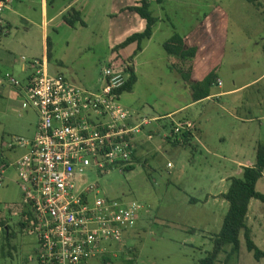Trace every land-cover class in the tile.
Listing matches in <instances>:
<instances>
[{
    "label": "rangeland",
    "instance_id": "rangeland-1",
    "mask_svg": "<svg viewBox=\"0 0 264 264\" xmlns=\"http://www.w3.org/2000/svg\"><path fill=\"white\" fill-rule=\"evenodd\" d=\"M51 1L52 10H66L50 28L49 37L54 61L64 62L61 71L67 80L84 90L99 92L103 70L133 57L138 81L132 92L122 95L120 103L134 117L164 116L147 128L155 131L154 140H148L147 131L138 135L134 170L114 168L91 179L98 182L104 196L144 207L133 236L112 250V261L107 264H127L133 256L126 248L134 247L139 252L134 264H197L212 250V238L221 230L228 210L222 196L231 179L242 177L245 167L255 165L257 145L264 140V0H150L151 11L160 21L152 39L137 55V44L114 50L130 35L144 31L145 20L125 10L138 5L139 0H79L76 8L85 6L87 28L77 31L65 21L74 13L69 0ZM216 7L228 15L229 24L219 70L222 84L215 85L212 95L242 89L194 103L189 85L172 69L176 59L173 61L163 44L175 32L189 33ZM34 16L40 20V13ZM23 30L21 23L15 25L8 37L12 42L22 41L28 37ZM5 38L0 42L1 51L8 41ZM28 39L34 45L33 52H17L27 64L33 59L29 56L41 60L42 55L39 30ZM0 69L8 81L26 82L27 75L15 66L0 65ZM34 72L32 65L27 74ZM9 91L7 86L0 95V167H8L0 185V215L16 237L10 248L1 234L0 264H38L37 236L18 226L23 192L13 164L26 152L22 143L35 139L39 115L33 107L23 109L20 102L10 107L13 98ZM18 100L28 103L25 96ZM186 120L197 126L193 147H174L164 136L170 134L173 122ZM257 190L264 194V177ZM248 224L256 244L264 250V204L260 201H251ZM242 242L238 264H264L247 251L244 236ZM225 256H220L219 264ZM103 259L98 257L87 264H105Z\"/></svg>",
    "mask_w": 264,
    "mask_h": 264
},
{
    "label": "built area",
    "instance_id": "built-area-1",
    "mask_svg": "<svg viewBox=\"0 0 264 264\" xmlns=\"http://www.w3.org/2000/svg\"><path fill=\"white\" fill-rule=\"evenodd\" d=\"M11 2L0 0V15ZM32 65L35 72L25 86L28 103L23 106L37 111L39 125L33 142L21 145L27 153L13 164L23 204L36 220L28 231L38 238V264H87L123 246L144 209L104 196L91 179L117 163L130 162L142 128L156 119L134 122L120 103L115 91L126 84L129 73L117 63L103 70L99 92L52 75L45 61ZM11 82L22 86L18 80ZM193 128L187 121L175 132ZM0 170L1 185L6 170Z\"/></svg>",
    "mask_w": 264,
    "mask_h": 264
},
{
    "label": "trees",
    "instance_id": "trees-1",
    "mask_svg": "<svg viewBox=\"0 0 264 264\" xmlns=\"http://www.w3.org/2000/svg\"><path fill=\"white\" fill-rule=\"evenodd\" d=\"M158 1L160 3L163 2V0ZM125 10L137 13L142 19L146 21V27L144 31L135 33L126 38L125 41L122 42L114 51L117 52L120 49L128 47L129 45L137 44V52L135 53V55H137V53L143 51L144 43L147 40L152 39V37L154 36L155 28L160 20L153 15L151 11L150 0H139L138 5L127 7ZM65 21L72 27H75L77 22L84 24L81 18V13L78 11H74L70 18H65ZM228 24V15L221 8L216 7L209 13L205 14L203 18L198 22L197 26L193 28L189 33L181 35L175 32L173 36L163 44L165 51L169 56H171L173 61L176 59V65H172V69L175 68L174 70H177L182 80L189 85L192 91V98L194 103H199L210 98L212 96L213 88L215 87V85L219 84V70L222 67L225 54L224 48L226 45ZM6 29L7 27L0 23V41L2 38L6 37ZM51 45L52 42L48 39L49 57H51ZM133 61L134 58L132 57L128 60H123L119 64L123 66L129 73V78H127L126 84L122 88L115 91L117 93L119 101L124 93L132 92L135 85L137 84L138 76ZM112 64H110L109 66H111ZM31 77H29L25 83L20 81L23 87L16 86L11 82V79L9 81L7 79L6 80L8 81L9 85L14 88L21 89L25 93V86L27 85V83H29ZM187 121L188 120L178 123L173 122L171 124L170 134L164 136L165 140L169 144L174 147H193L192 142L195 137V131H197V126L194 122L193 129L182 130L179 133L175 132L180 123H184ZM150 126L143 127L142 133L144 131H147V138L149 141H152L157 135L154 130H147V128L149 129ZM164 127H167V125H165ZM150 136L152 137L151 139ZM138 144L139 143L137 141V148L135 149L132 160L130 162L117 163V167H111L107 169V171L101 176L105 175L109 170L114 168L123 169L125 172L134 170L135 166L133 160H137L138 158ZM27 151L28 149L26 148L25 154L27 153ZM3 167L5 168V170H7L8 168L7 166H2L0 167V169ZM263 177L264 140L260 141L257 145V160L255 165L245 167L242 173V177H233L231 179V184L228 188V191L222 196L223 199L228 203V210L224 216L221 230L212 238V250L208 251L205 257L201 259L197 264H219L220 256L223 254L226 255L223 264H238L243 246L242 236H244L245 238L247 251L253 254L254 259L258 262L264 260V250H262L256 244L253 236V230L248 224L251 201L257 200L264 204V194L260 193L257 190L258 182ZM196 201L197 200L193 199V202ZM19 209L20 221H18V226L20 227L21 231L26 232L30 228L35 227L32 226V223L36 222L33 214L25 208L24 204ZM143 210L141 212V219L143 216ZM134 229H132V231ZM132 231L127 234L126 238L129 236H133L131 233ZM1 234L4 235L5 242L11 248V241L16 237V233L12 231V227L0 215V236ZM2 246V248L5 247L4 244ZM117 247L121 246L118 245ZM126 249H129L130 256H133V259L128 261L127 264H134L136 258L139 256L137 248L134 247L131 249ZM110 254L111 253H108L102 256L104 258L103 262L105 264L112 261Z\"/></svg>",
    "mask_w": 264,
    "mask_h": 264
},
{
    "label": "crops",
    "instance_id": "crops-1",
    "mask_svg": "<svg viewBox=\"0 0 264 264\" xmlns=\"http://www.w3.org/2000/svg\"><path fill=\"white\" fill-rule=\"evenodd\" d=\"M79 3V0H69V8H74V11H78L81 13V18L84 24L77 22L74 28L75 31L78 30V28H87V23L85 21L86 17L84 15L85 12V6H81V8H76V5ZM53 2L50 0H12V2L9 4V6L3 11L1 14V19H2V24L7 27L6 29V38L8 39L7 44L5 49H2L3 51L0 50V65L3 66H15V68L18 69V71L25 73L26 78L25 81L32 76V74H27L29 71H31L32 68V63L35 61L34 56H29L33 57L32 61L30 63H25V59L22 60L23 56H17V52L23 51V52H33V43L31 42V39H28L30 35H33L34 32H37L39 30L40 38L42 41V55H41V60H38L40 62L45 61L48 65L49 72L52 75H63L65 76L64 72L61 71V68L64 67V62H55L54 61V54L53 50L54 48H51V57L48 56V39L50 40L49 33H50V28L54 27V25L59 22V19L64 16V12L66 10L59 9L57 11L52 10L53 7ZM40 13V20L37 21L35 19V14ZM146 22V21H145ZM20 23L23 25V32L25 35L28 37H24L22 41H11L12 39L9 38L12 35L13 28L15 25H20ZM67 23V22H66ZM58 25V24H57ZM60 25V24H59ZM69 25V24H68ZM146 27V23H145ZM138 33V32H136ZM135 34V33H134ZM133 35V34H132ZM9 36V37H8ZM131 36V35H130ZM128 38V37H127ZM3 38L1 39V41ZM0 41V42H1ZM53 45V44H52ZM54 47V46H53ZM134 65L135 64V61ZM136 68V67H135ZM66 77V76H65ZM8 84V81L5 78L4 70L0 69V95H2L6 89L7 86L10 87L9 91L10 94L9 96L12 97L13 99L11 100L9 106L13 107L15 104L19 105V102L21 103L20 105L24 109V101L21 102V100H18V98L25 96V93L23 90L14 88L11 85H6ZM222 84V82L219 79V86ZM239 89L242 88H237V90L233 91H227V92H222L217 95H212L210 98H213V96H224L229 93L237 92ZM210 98L206 99L209 100ZM205 101V100H204ZM203 102V101H202ZM21 109V108H20ZM162 117H155L153 119H156V122H159L162 120ZM169 117V116H168ZM142 118L145 117H134L133 121H141ZM18 179V178H17ZM19 184V181H18Z\"/></svg>",
    "mask_w": 264,
    "mask_h": 264
}]
</instances>
